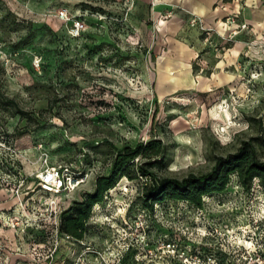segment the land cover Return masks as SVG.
Instances as JSON below:
<instances>
[{
    "label": "rangeland",
    "instance_id": "374dc122",
    "mask_svg": "<svg viewBox=\"0 0 264 264\" xmlns=\"http://www.w3.org/2000/svg\"><path fill=\"white\" fill-rule=\"evenodd\" d=\"M138 1L0 0V264H264L258 180L247 190L232 175L201 207L164 199L145 208L144 179L135 178L150 157L161 178L206 173L258 134L249 120L264 125V0H219L222 20L212 27L183 18L203 42L191 64L197 85L186 87L180 73L184 86L165 97L154 73L181 55L167 40L179 25L168 22L173 10L165 23L153 18L157 0ZM60 8L83 15L79 38L57 18ZM151 141L133 160L134 178L94 205L81 241L51 238L53 200L65 208L82 200L120 150ZM43 153L85 181L61 196L42 192Z\"/></svg>",
    "mask_w": 264,
    "mask_h": 264
},
{
    "label": "trees",
    "instance_id": "16d2710c",
    "mask_svg": "<svg viewBox=\"0 0 264 264\" xmlns=\"http://www.w3.org/2000/svg\"><path fill=\"white\" fill-rule=\"evenodd\" d=\"M83 16V15H82ZM259 125L258 134L243 141L236 153L227 156H217L212 169L203 174H189L177 178H161L150 166L156 162L155 157L144 162L139 168L138 176L144 179L142 197L145 208H152L155 203L164 199L173 201H187L194 206L201 207L203 198L213 193L223 192L229 184L230 177L236 175L238 182L249 190L258 180L264 188V160L259 155V148H264V125L259 118L250 119ZM151 141L148 148L143 143L135 147L125 146L114 159L112 172L108 176H100L95 182V191L85 193L82 200L73 201L61 213L60 233L71 239L81 241L87 231V224L91 218V211L97 203L103 202L106 193L113 189L123 177L133 179L130 169L134 165V158L144 155V150L153 149ZM156 156V151L153 153ZM148 181L151 185L148 186ZM127 260V257L124 261Z\"/></svg>",
    "mask_w": 264,
    "mask_h": 264
},
{
    "label": "crops",
    "instance_id": "0c3cea01",
    "mask_svg": "<svg viewBox=\"0 0 264 264\" xmlns=\"http://www.w3.org/2000/svg\"><path fill=\"white\" fill-rule=\"evenodd\" d=\"M158 5L154 7L153 18L159 24L165 23L162 14L169 10H173V17L168 20L170 24H178L179 27L171 28L175 31L172 35H167V40L170 45H173L177 52L180 49L181 55L168 56L166 65L154 73L155 92L157 89L158 97H165L169 94L176 93L178 89L184 84L182 81L176 78V75L182 73L185 77L191 78L193 63L196 57H199L200 50L203 47V42L199 39V31L197 28H185L183 27V18L188 20L191 16L196 15L203 18L206 25L212 27V24L217 25L218 20L221 19L223 13L222 8L216 6L219 0H157ZM139 6L142 0H139ZM143 3V2H142ZM177 28V29H176ZM189 29L188 31L185 29ZM187 34L188 36H184ZM172 36V37H170ZM178 37V38H177ZM165 63V62H164ZM188 79V85L186 87H193L197 84L193 79ZM174 80V81H172ZM179 81V84L177 83ZM184 86V85H183ZM157 87V88H156Z\"/></svg>",
    "mask_w": 264,
    "mask_h": 264
},
{
    "label": "built area",
    "instance_id": "2783aa9c",
    "mask_svg": "<svg viewBox=\"0 0 264 264\" xmlns=\"http://www.w3.org/2000/svg\"><path fill=\"white\" fill-rule=\"evenodd\" d=\"M128 1L133 2L135 0ZM57 18L66 23H70L68 33L72 38H79L86 29L85 20L82 14H72L68 9L60 8L57 11ZM194 22H196V20H194ZM41 159H43L45 163V168L37 175V177L40 184L39 189L42 192L53 196H61V194H67L76 190V188L85 181L84 177L75 174L67 167L62 165H50L46 153H43ZM64 208L61 200H53L50 204V208L47 207V211L50 212L44 224L45 227L49 225L48 227L51 228L52 234L51 238L56 242L62 237L70 239V236L62 235L59 228V219ZM15 219L17 221V217H15ZM16 225H18V222H16V224L13 223V226ZM33 245V250L37 251V245Z\"/></svg>",
    "mask_w": 264,
    "mask_h": 264
}]
</instances>
